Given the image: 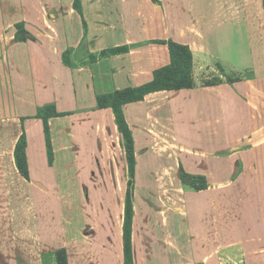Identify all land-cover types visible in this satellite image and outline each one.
Wrapping results in <instances>:
<instances>
[{
  "label": "crops",
  "instance_id": "crops-1",
  "mask_svg": "<svg viewBox=\"0 0 264 264\" xmlns=\"http://www.w3.org/2000/svg\"><path fill=\"white\" fill-rule=\"evenodd\" d=\"M143 1L151 11L147 28L136 16L141 0H0V264H43L40 243L30 256L29 238L13 237L14 228L29 225L13 220L15 196L30 198L31 188L15 187L32 184L27 134L34 125L43 132L47 118L51 132L63 124L77 143H88L77 127L109 114L93 112L96 96L140 86L169 64L167 45L143 38L173 39L175 1L196 4L204 39L194 47L191 34L178 41L190 47L193 67L197 52L224 76L203 84L192 77L191 88L149 93L123 107L126 120H141L149 102L151 117L170 121L180 136L184 170L208 181L205 189L190 188L186 217L197 235L182 257L192 264H264V0ZM17 24L24 41L15 39ZM47 108L52 112L44 115ZM41 113L35 124L21 120ZM23 133L29 179L14 160ZM69 245L56 250L65 248L68 264H78L85 250L75 249L77 241Z\"/></svg>",
  "mask_w": 264,
  "mask_h": 264
},
{
  "label": "rangeland",
  "instance_id": "rangeland-1",
  "mask_svg": "<svg viewBox=\"0 0 264 264\" xmlns=\"http://www.w3.org/2000/svg\"><path fill=\"white\" fill-rule=\"evenodd\" d=\"M141 1V12L136 16L146 23L144 27L147 28L151 11ZM175 4L174 37L167 41L187 40L191 34L194 47L198 38L204 39L199 34L197 18L193 17L196 4L181 6L179 1ZM135 27L139 25L136 23ZM159 41L164 40H153L151 36L143 38L146 44H163ZM195 60L192 77L197 82H214L219 74L224 76L212 58L200 59L196 52ZM98 105L93 112L109 109V114L89 116V119L85 118L87 123L75 126L88 143H77L74 129L72 131L63 124L51 132L45 119L46 125L41 124L43 132L42 127L37 131L34 125L27 134L32 184L24 182L22 186L15 182V187H23L24 192L31 188L30 198L15 196L13 220L15 226L24 219L29 221V225L24 229L22 226L14 228V240L28 237L30 256L34 254V246L40 243L43 264H52L56 247L67 243L69 248L71 241H77L79 245L82 241L75 249L81 247L86 252L81 253L78 264H99L101 258L106 263L110 258V263L124 264V203L130 188L133 206L132 264H192L182 257L192 252L188 250L189 240L192 243L197 233L186 217L190 205L188 196L192 191L180 181V168L184 170L178 158L180 136L169 120L156 121L151 117L149 102L146 109L141 110V120H126L133 136L135 158L134 176L130 177L126 141L117 128L114 114L109 106ZM47 109L44 115L52 112L51 108ZM43 114H27V120H21L29 124L34 120L35 124L34 118L43 119ZM14 122L18 123V120ZM85 143L88 147H83ZM48 146L51 147L52 158L48 156ZM130 179L132 183L128 182ZM1 216L3 213H0V221L4 219Z\"/></svg>",
  "mask_w": 264,
  "mask_h": 264
},
{
  "label": "trees",
  "instance_id": "trees-1",
  "mask_svg": "<svg viewBox=\"0 0 264 264\" xmlns=\"http://www.w3.org/2000/svg\"><path fill=\"white\" fill-rule=\"evenodd\" d=\"M156 1V0H154ZM75 7H78V2L75 1ZM17 33L16 41H24L23 29L21 24L16 25ZM166 44L169 51V64L156 69L153 72V78L140 86L128 87L121 90H116L101 96H96V104L104 107L109 106L114 114L115 122L119 132L123 135L126 146V158L128 161L129 175L134 176L135 158L133 151V136L127 124L123 107L129 103L141 101L143 97L149 93L162 90H181L191 88L193 86L192 66L193 56L187 44L175 41H159ZM47 122V118H45ZM46 129V128H45ZM26 138L25 133L21 134L16 142L14 149V160L19 173L26 179H29L27 158L25 154ZM48 156L52 158L51 147L48 146ZM180 181L182 185L195 190L207 188L208 181L205 176L193 175L185 172L180 168ZM132 183L130 179L128 181ZM133 219V206L131 201V191L128 188L124 203V220H123V253L124 264H132L131 255V230ZM57 264H68V254L65 248H60L55 251Z\"/></svg>",
  "mask_w": 264,
  "mask_h": 264
}]
</instances>
